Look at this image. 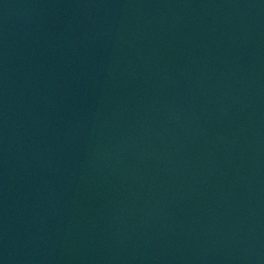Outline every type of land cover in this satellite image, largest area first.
<instances>
[{
	"label": "water",
	"instance_id": "1",
	"mask_svg": "<svg viewBox=\"0 0 264 264\" xmlns=\"http://www.w3.org/2000/svg\"><path fill=\"white\" fill-rule=\"evenodd\" d=\"M0 264H264V0H0Z\"/></svg>",
	"mask_w": 264,
	"mask_h": 264
}]
</instances>
